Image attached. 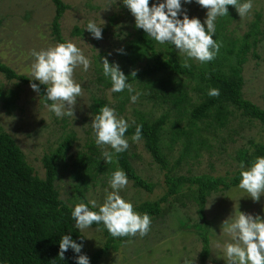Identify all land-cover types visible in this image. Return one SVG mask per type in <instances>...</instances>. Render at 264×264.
I'll list each match as a JSON object with an SVG mask.
<instances>
[{
	"label": "rangeland",
	"instance_id": "1",
	"mask_svg": "<svg viewBox=\"0 0 264 264\" xmlns=\"http://www.w3.org/2000/svg\"><path fill=\"white\" fill-rule=\"evenodd\" d=\"M68 6L59 20L61 37L65 42H72L80 48L83 54L91 61L88 71L82 66L74 71V80L81 84L82 95L77 97L74 117L57 118L49 113L39 101L37 93L28 86L15 80H5L0 74V131L6 133L20 150L25 162L34 170L39 178L43 177L40 158L46 152L52 151L61 138L72 134L73 140L67 152V158L59 163L56 170L54 187L58 197L65 203H80L74 198L75 183L70 179V161L79 152H86V146L94 143L98 151V161L105 164L102 151L94 142L91 129L92 119L95 117L90 109L92 100L100 99L104 105L116 109L118 117H123L133 124L136 111H142L153 120L160 115H166L167 120L161 135V153L166 159V170L155 164L142 143H134L131 138L126 152L128 161L135 173L146 182L154 185L150 193L135 189L129 182L127 187L120 191V195L133 207L144 201H155L165 192L163 176L168 172L172 176L230 177L232 172L239 169L240 161L236 158L249 154L254 144L264 142V127L254 120L240 116L239 112L228 107L230 113L226 117L222 128H213L211 119L198 122L195 126L194 138L202 140L203 144L195 143L176 164L181 152V142L171 144V125L176 118L169 106L154 107L146 101L145 91L140 89V83H132L133 87L143 93L133 104L127 90L109 95L110 81L102 74L100 57H105L109 63L118 64L120 69L137 70L143 66L145 59L133 61L129 56L131 51L127 46L132 43L135 32V19L123 5V0H61ZM163 0H150V6ZM240 3L246 0H239ZM253 8L247 17L241 19L234 8L232 20L224 24L215 33L226 36L225 40H216L225 46L227 42L234 43L236 52L243 36L248 32H255L247 40L249 47L246 50L242 65L241 87L242 98L264 110V0H252ZM183 12L191 18H198L201 23L206 19L207 9L198 4H184L181 0ZM51 0H0V62L18 75L32 79L26 72L33 58L32 50L40 51L56 43L51 35L50 22L53 17ZM89 21H94L102 27V39H94L85 30ZM257 23L253 31V24ZM206 27V26H205ZM154 45H161L153 41ZM140 47L139 44L136 45ZM163 46V45H162ZM123 49V53L118 50ZM177 54L178 53L177 50ZM232 58V57H231ZM231 61V60H229ZM199 65L196 61H189ZM101 79V80H98ZM38 82V81H37ZM109 83V84H108ZM191 103H198L199 93L188 91ZM121 106V108H120ZM178 126L188 129L185 119ZM194 140V139H193ZM239 159V158H238ZM117 170V168L115 167ZM111 174L108 172L97 174L96 180L90 182L84 191L86 202L95 199L102 205L106 196L105 189L111 192L108 181ZM78 187L80 184H76ZM239 211L251 214L254 217L264 218V195L259 202H253L249 195L239 189L231 187L226 191L212 192L205 201L203 216L210 225L209 253L205 264H225L222 249L214 247L213 240L223 244L230 238L221 233L223 221L233 212ZM162 214L151 218L150 231L143 238L129 237L116 252H109L103 257L102 264H184L187 259L192 264H198L201 242L197 236L199 219L196 215V205L189 197L180 198L175 202L168 198L161 204ZM98 211V208L96 209ZM84 239V249L92 254L103 245V237L98 230L88 228L84 231L76 229Z\"/></svg>",
	"mask_w": 264,
	"mask_h": 264
},
{
	"label": "trees",
	"instance_id": "2",
	"mask_svg": "<svg viewBox=\"0 0 264 264\" xmlns=\"http://www.w3.org/2000/svg\"><path fill=\"white\" fill-rule=\"evenodd\" d=\"M53 5V17L50 22L51 35L56 44L65 43L61 37L59 20L68 6L61 0H51ZM195 3V0H193ZM234 7L228 6V15L218 17L216 30L224 26L233 18ZM253 24V31L256 29ZM132 43L127 48L129 56H134V61L145 59L143 66L137 70L135 79L131 78V69H120L125 76L129 77V83H140V89L147 92L146 101L152 106H169L176 118L171 125V144L181 142L180 156L176 161L188 153L191 146L196 142L203 144L202 140L194 138L195 126L198 122L211 119L213 128H222L226 117L230 114L228 107L238 111L240 116L248 120H254L264 127V110L242 98L241 87L243 84L241 72L245 62L244 56L247 48V40L255 32L246 33L242 42L233 51L234 43L227 42L221 47L216 58L207 64L193 65L190 68L182 67L184 57L177 54V50L170 44L154 45L150 37L142 29L135 28ZM222 40L226 39L223 34L215 33ZM217 41V40H216ZM139 44L140 47L136 45ZM232 57V58H231ZM231 60V61H229ZM134 71V70H133ZM0 74L4 79L15 80L18 83L30 87L29 78L16 74L13 70L0 62ZM101 80V79H98ZM109 84V83H108ZM219 89V97H209V89ZM188 91L199 93L198 103H191ZM45 88L40 85V93H37L39 101L45 104L43 95ZM141 98H143L141 96ZM51 103V102H48ZM104 102L100 99L92 100L90 109L94 115L99 113ZM121 108V106H120ZM185 119L190 133L180 128L178 123ZM167 120L166 115H160L150 120L142 111L135 112V124H130L125 137L131 138L137 125L142 127L141 143L144 150L152 161L161 169L166 170L167 163L161 153V135L163 126ZM132 121V123H133ZM194 139V140H193ZM73 140L72 134L60 139L56 147L46 152L40 158L43 177L39 178L34 170L25 162L14 141L6 133L0 131V264H76V253L69 249L64 254V259L58 256L59 241L63 235H71L78 244H84L83 236L76 230L75 221L71 212L76 203H65L58 197L54 187L56 170L59 163L67 158V152ZM86 146V152L77 153L70 161V179L75 183L73 187L76 202L86 203L84 191L90 182L96 180L97 174L108 172L111 174L116 168L123 170L135 189L150 193L154 185L141 179L128 161L126 152L117 154L118 161L113 164H101L98 161V151L94 143ZM257 157H264V142L253 145L249 154H244L236 159L243 161L246 168ZM239 158V159H238ZM240 169H236L228 177H211L198 175L192 177L172 176L164 173V194L155 201H144L134 207L139 214L147 213L150 218L162 214L161 204L168 198L180 202V198L189 197L196 205V215L199 219L197 236L201 242V250L198 256V264H205L209 253L210 225L203 216L206 199L212 192L226 191L231 187L238 186ZM80 184L78 187L76 184ZM91 209V205H89ZM97 211L96 209H91ZM90 228L97 230L102 225L93 224ZM103 237V245L92 254H88L84 246L80 254L87 255L90 264H102L103 257L109 252H116L129 237L113 238L106 229L99 231ZM81 238L83 240H81Z\"/></svg>",
	"mask_w": 264,
	"mask_h": 264
},
{
	"label": "clouds",
	"instance_id": "3",
	"mask_svg": "<svg viewBox=\"0 0 264 264\" xmlns=\"http://www.w3.org/2000/svg\"><path fill=\"white\" fill-rule=\"evenodd\" d=\"M184 4H191L193 0H183ZM201 8L207 9L206 19L203 23L198 18H189L186 10L183 18L181 0H163L150 6V0H123V5L130 11L135 19V27L142 29L148 37L158 44H170L184 57L182 67L190 68L189 61L207 64L216 58L222 44L213 39L216 32L218 17L228 15V6L237 11L241 19L248 16L253 8L252 0L240 3L239 0H195ZM206 26V27H205ZM94 39H102V27L94 21H89L85 28ZM123 53V49L118 50ZM33 62L26 72L32 77L31 89L40 93V85L45 88L43 95L44 107L57 118L74 117L77 97L82 95L81 84L74 80V71L82 66L83 71H88L91 61L83 54L82 50L72 42L58 43L40 51L32 50L30 53ZM102 74L110 81L109 95L127 90L131 103L135 104L142 92L137 91L129 77L120 70L118 64L109 63L105 57H100ZM137 72H131L135 79ZM209 97H219V89H209ZM51 102V103H48ZM135 124V121H133ZM143 125H137L131 140L139 143L142 139ZM129 123L118 117L116 109L107 105L99 109L91 122L94 142L102 151V158L106 164L117 163V154L129 148V141L125 138ZM239 189L245 191L253 202H259L264 195V157H257L249 167L243 161L239 164ZM129 181L126 173L117 168L111 173L108 181L112 189L108 192L102 205L95 199L88 203H77L71 212L75 221V228L84 231L94 223L102 225L98 231L107 230L113 238L146 236L150 231L151 218L147 213L139 214L134 211L130 202L119 194L127 187ZM97 209L93 211L90 209ZM221 233L230 238L223 244L218 240L211 241L212 245L222 249L225 264H264V218L253 216L239 211L233 212L228 219L223 221ZM81 240H83L81 238ZM82 244L76 243L71 235H63L59 241L58 256L64 259V254L72 249L78 254L76 264H90L87 255L80 254ZM184 264H192L185 260Z\"/></svg>",
	"mask_w": 264,
	"mask_h": 264
}]
</instances>
